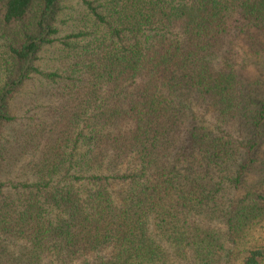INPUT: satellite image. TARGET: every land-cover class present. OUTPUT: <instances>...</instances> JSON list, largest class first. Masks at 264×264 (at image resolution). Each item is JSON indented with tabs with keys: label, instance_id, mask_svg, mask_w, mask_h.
<instances>
[{
	"label": "trees",
	"instance_id": "trees-1",
	"mask_svg": "<svg viewBox=\"0 0 264 264\" xmlns=\"http://www.w3.org/2000/svg\"><path fill=\"white\" fill-rule=\"evenodd\" d=\"M73 1L0 0V264H264V0Z\"/></svg>",
	"mask_w": 264,
	"mask_h": 264
},
{
	"label": "rangeland",
	"instance_id": "rangeland-1",
	"mask_svg": "<svg viewBox=\"0 0 264 264\" xmlns=\"http://www.w3.org/2000/svg\"><path fill=\"white\" fill-rule=\"evenodd\" d=\"M73 5H76L77 8H81V1L80 0H74L72 2ZM74 15V14H73ZM72 12L68 11L66 12V18H68L67 20H69L70 18H73ZM69 24H73V22L71 21V23ZM65 30L67 29L66 27H64ZM246 50H247V54L245 56V60L248 61L249 65L248 67L245 69V75L247 76V78L249 79H255L257 77H259L264 70V43L261 42L260 43H256V44H251L250 42H246ZM52 52H50L49 54L51 55ZM46 55V54H45ZM50 55H47L46 58H49Z\"/></svg>",
	"mask_w": 264,
	"mask_h": 264
}]
</instances>
